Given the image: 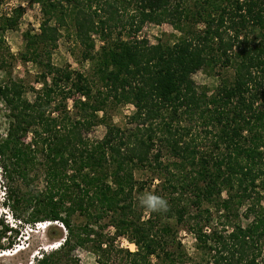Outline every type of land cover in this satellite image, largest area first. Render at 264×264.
I'll return each mask as SVG.
<instances>
[{
	"label": "trees",
	"instance_id": "16d2710c",
	"mask_svg": "<svg viewBox=\"0 0 264 264\" xmlns=\"http://www.w3.org/2000/svg\"><path fill=\"white\" fill-rule=\"evenodd\" d=\"M30 1L43 19L40 32H25L21 58L40 67V87L10 74L0 80V166L14 217L67 231L36 264H80L78 248L97 264L184 263L165 236L173 232L167 219L187 215L215 264H264V0ZM22 15L17 8L0 19V72L12 57L4 33ZM147 22L179 34L152 43L138 36ZM63 28L84 48L91 75L52 61ZM201 70L219 76L213 92L196 83ZM128 104L127 126L108 119V106ZM101 124L103 138L90 139ZM142 169L159 172L156 185L169 196L167 210L147 218L139 201L146 183L135 177ZM108 227L136 249L107 243ZM9 229L1 217L0 241Z\"/></svg>",
	"mask_w": 264,
	"mask_h": 264
},
{
	"label": "rangeland",
	"instance_id": "374dc122",
	"mask_svg": "<svg viewBox=\"0 0 264 264\" xmlns=\"http://www.w3.org/2000/svg\"><path fill=\"white\" fill-rule=\"evenodd\" d=\"M22 8L23 15L21 16L18 26L13 29H7L4 33V49H8L12 57H9L10 67L8 72H0V80L6 78L9 74L15 79H24L26 84L30 86L40 87L36 82L39 76L40 67L32 62H24L21 58V53L24 52L25 40L24 34L26 31L31 30L32 33L40 32V24L43 19L41 7L37 3H32L30 0H4L0 3V19L4 16H12L15 9ZM179 32L173 26L166 22H147L143 29L139 32L138 36L149 39L152 43H157L159 40L163 42L173 43L175 35L178 36ZM97 39V36H95ZM98 45L100 44L99 40ZM84 48L75 39L72 34V29H61V37L58 41V47L53 51L52 61L61 67H69L72 70H80L82 72L92 74L91 65L89 61H83ZM7 53V51H5ZM8 55V53H7ZM228 75H232V70H229ZM93 76V75H92ZM196 83L203 88H207L209 92H213L220 82L217 73L210 70H201L194 75ZM28 96L32 98V92H28ZM69 106H72V100H69ZM108 119L121 127L128 124L129 117L134 112L132 104L120 105L117 107L108 106L106 109ZM101 115L103 113H100ZM4 116L0 114V131L4 132ZM194 132L200 135L202 142L206 143L208 139L205 138V131L201 125L194 127ZM106 133L104 124L97 125L92 128L91 132L87 135L92 140L103 138ZM168 157L163 155L162 160L167 161ZM159 172H153L150 169H142L135 171V177L140 180L144 185V193L140 195L139 201L148 195H157L162 198L166 197L167 203L169 196L165 195V191L161 185H156L161 182ZM4 177L2 175L0 166V201L3 199ZM22 185H25L22 183ZM33 185L42 187L41 182H36ZM27 189L26 186H24ZM1 204V203H0ZM264 205V200L262 202ZM169 206V205H168ZM244 209L242 210V212ZM11 214L12 211L10 210ZM194 209H191V216H193ZM149 214V210L144 212L145 218ZM187 215L185 221L178 223L174 217L167 219L173 228V232L165 236L167 240L166 249L173 252H182L185 255V262L179 264H215L209 255L202 249L198 248L195 235L191 230L193 220ZM3 216L0 214V218ZM18 228L10 230L1 239L0 243L5 249L0 250L1 253H9L10 255L0 257V264H36V258L41 256L43 252H48L56 248L60 244L58 235L61 233V228L67 232L61 223L51 222L49 227L42 228L40 225L35 226L29 223L24 224L19 219L14 217ZM5 220V218H4ZM13 220V219H12ZM103 222H106L103 221ZM243 222L247 221L243 219ZM9 227L11 224L7 223ZM12 228V227H11ZM114 228L108 227L103 231L104 240L109 243L114 240L117 247L129 248L135 250L136 245L131 243L125 237H117L114 239ZM175 232V234H174ZM175 235V236H174ZM114 237V238H113ZM23 247V248H22ZM21 249V250H20ZM17 250L20 252L16 253ZM6 251V252H3ZM38 254V255H37ZM75 256L80 260V264H97V255L88 248H78L74 251ZM37 255V256H36ZM154 262H160L157 258H153Z\"/></svg>",
	"mask_w": 264,
	"mask_h": 264
},
{
	"label": "clouds",
	"instance_id": "9594fccd",
	"mask_svg": "<svg viewBox=\"0 0 264 264\" xmlns=\"http://www.w3.org/2000/svg\"><path fill=\"white\" fill-rule=\"evenodd\" d=\"M2 195L4 197L0 201V203H1L0 204V214L3 216V218H5V221H7V223H9V225L11 224V227H14L15 229H17L18 226L14 225V223L16 222L15 221L16 219L14 218L13 214H11L10 207L6 203V200H7L6 189H5V191H3ZM141 205L151 212H163V211H166L168 208L167 201L164 198L157 196V195H148L147 197L143 198L141 200ZM50 223H51V221L37 222V223H35V226L40 225V227L46 228V227L50 226L49 225ZM3 252H6V251H3Z\"/></svg>",
	"mask_w": 264,
	"mask_h": 264
},
{
	"label": "bare ground",
	"instance_id": "6f19581e",
	"mask_svg": "<svg viewBox=\"0 0 264 264\" xmlns=\"http://www.w3.org/2000/svg\"><path fill=\"white\" fill-rule=\"evenodd\" d=\"M23 248V247H22ZM21 250V249H20ZM20 250H17L16 253L20 252ZM10 255L9 253H1L0 257Z\"/></svg>",
	"mask_w": 264,
	"mask_h": 264
}]
</instances>
